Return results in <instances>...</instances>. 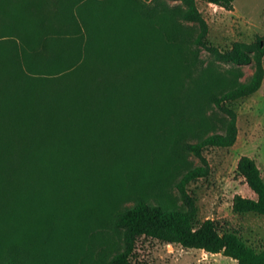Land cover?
<instances>
[{
	"label": "trees",
	"instance_id": "16d2710c",
	"mask_svg": "<svg viewBox=\"0 0 264 264\" xmlns=\"http://www.w3.org/2000/svg\"><path fill=\"white\" fill-rule=\"evenodd\" d=\"M178 1L183 7L161 12L132 0H63L56 25L47 9L27 6L44 0H14V8L0 1L14 22L0 41L7 44L0 48V264L48 256L52 238L67 241L52 237L55 228L91 215L120 234L113 264H133L129 256L140 236L221 253L234 264H264V248L220 231L214 220L194 226L196 207L186 189L210 171L204 148L235 142L237 114L224 102L260 88L264 35L220 50L205 40L208 25L196 0ZM204 1L230 9L234 0ZM179 20L193 26L184 29ZM188 42L194 57L203 49L231 69L219 83L205 85L198 76L178 105L170 98V64L185 61ZM158 55L164 64L155 62ZM241 65L252 67L243 81L237 79ZM155 86L159 99L153 102ZM204 105L222 114L220 126ZM113 132L159 148L157 159L112 161ZM187 155L199 163L186 164ZM175 169H181L173 185L183 207L153 183ZM236 170L255 197L235 194L232 212L264 217V179L255 160L240 156ZM125 181L136 194L129 205H122L131 195Z\"/></svg>",
	"mask_w": 264,
	"mask_h": 264
},
{
	"label": "rangeland",
	"instance_id": "374dc122",
	"mask_svg": "<svg viewBox=\"0 0 264 264\" xmlns=\"http://www.w3.org/2000/svg\"><path fill=\"white\" fill-rule=\"evenodd\" d=\"M10 1L9 7H16L13 3L14 0ZM44 1L29 3L27 6H38L41 10L47 9V13L44 14L56 25L53 20L60 8L59 2L63 0ZM132 2H146L148 8L157 6L161 12L171 7H183L178 0H132ZM196 6L208 25L206 42L220 50L229 49L234 41L251 42L257 36L264 35V0H234L230 9L204 0H196ZM179 23L184 29L193 26L191 22L184 20H179ZM13 24L10 16L0 7V41L6 39L3 35L9 34L8 31L13 30ZM6 46L7 44H1L0 48ZM192 48L193 45L188 42L184 48L185 61L181 65L170 64L173 70L170 79V98L174 104L179 105L187 97L188 94L184 96L182 94L194 86V80L198 76L202 75L201 78L206 85L212 82L228 81L230 75V64L214 60L203 49L197 53V57H194L191 54ZM155 62L161 65L164 64V59L162 60L158 55ZM237 68L242 72V75L237 77L239 81L245 80L252 73L250 65H241ZM150 94L153 102L159 99L156 86ZM224 105L232 108L237 114L236 140L229 147H206L202 150V154L209 163L210 171L207 176L194 179L186 185L187 192L196 207L193 224L197 226L206 218L212 219L217 223L220 231H233L247 244L260 250L264 248V217L253 213H233L231 202L235 194L255 197L236 170V163L240 156L247 155L253 158L264 179V77L257 91L249 96L224 102ZM196 109L199 110V106H196ZM206 113L211 114L214 121L220 126L223 120L220 112H216L213 107L206 106ZM174 117L177 115L174 114ZM111 138H113L112 144L114 143L112 153L109 155L112 161L118 157L119 159L125 157L129 160H140L145 163H151L157 159L159 148L146 143L141 144V140H133L132 138H137L136 136L120 135L113 132ZM105 143L109 145L107 141ZM105 143L102 146L105 147ZM184 157L186 164L190 166L199 163L198 158L194 155ZM180 171L181 169H175L170 175L165 176L162 182L153 180V183H161L160 187L165 196H168L167 198L176 206L183 207L184 204L179 199L176 187L173 185L179 177ZM155 177L162 179L160 175ZM130 185L125 181L122 186L131 193L122 205L131 204L136 196L134 192H131ZM147 200L156 201L153 196H149ZM79 216L81 217V215ZM66 223L68 225L64 228L54 229V236L51 232L50 234L55 239L67 241L59 244L52 238L46 247V253L49 255L45 257L33 255L28 259L27 264H113L110 262L111 256L117 249H121L120 234L116 230L107 223L100 224L92 215ZM14 233L16 235L17 231L14 230ZM41 257L44 260L41 261ZM129 260L133 264L235 263L233 259L225 257L221 253L212 254L202 249L186 248L179 244L166 243L145 236L136 239Z\"/></svg>",
	"mask_w": 264,
	"mask_h": 264
}]
</instances>
